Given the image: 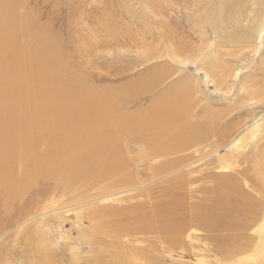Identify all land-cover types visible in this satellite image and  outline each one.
<instances>
[{
	"label": "rangeland",
	"instance_id": "1",
	"mask_svg": "<svg viewBox=\"0 0 264 264\" xmlns=\"http://www.w3.org/2000/svg\"><path fill=\"white\" fill-rule=\"evenodd\" d=\"M1 7L48 37L44 59L59 55L60 64L92 92L104 91L111 101L126 98L128 113L153 111L162 91L186 76L193 86L189 122L205 108L216 123L232 121L230 134L255 126L251 139L242 132L243 142H254L242 154V167L264 142V32L259 39L264 0H5ZM17 42L28 44L23 38ZM165 133L150 147L143 134L118 139L112 148L124 169L116 174L89 172L67 182L40 178L17 189L20 194L8 206L0 198V264H264V196L244 180L242 188L263 207L241 234L242 251L227 262L215 253L218 243L208 239L227 231L190 229L175 236L174 225L161 220L163 196L175 199L183 180L191 181L193 193L200 183L193 180L210 166L216 165L215 175L238 177L233 167L239 162L221 167L216 158L224 151L215 138L185 154L151 156L170 137ZM262 152L248 162L257 168L248 171L251 184L256 174L264 179ZM220 220H211V226ZM149 222L151 233L144 229ZM238 222L242 225V217Z\"/></svg>",
	"mask_w": 264,
	"mask_h": 264
},
{
	"label": "bare ground",
	"instance_id": "2",
	"mask_svg": "<svg viewBox=\"0 0 264 264\" xmlns=\"http://www.w3.org/2000/svg\"><path fill=\"white\" fill-rule=\"evenodd\" d=\"M4 2L0 0V198L3 205L8 206L10 200L20 194L17 189H27L40 178L43 182L53 178L67 182L71 175L83 177L89 172L105 177L116 174L124 169V164H121L119 151L112 147L123 137L130 139L143 134L145 139L149 138L146 144L150 147L156 139L166 135V131L170 137L166 141L164 139L159 148L151 150V156L155 157L178 155L192 145L215 138L214 145L224 151L216 158L217 163L227 168L233 167L235 160H239L238 165L233 167L238 177L215 175L213 170L216 165L210 166L198 179L193 180L200 182L193 193L188 189L191 181L186 177L184 185L177 188V194L173 195L175 199L163 196L161 211L164 210V214L161 220L174 225L175 236L187 234L190 229L210 231L216 227L219 232L227 231L225 237L216 240L208 238L220 246L218 248L221 250L215 253L222 261L234 258L242 251L244 237L241 234L254 224L262 209V202L242 188V180L264 196V179L256 174L258 178H254L256 182L251 184L248 175L250 169L257 170L248 162L262 157L263 141L256 144L251 155L254 157L247 161L246 167H242L245 161L242 154L249 148L248 145L254 143L252 140L249 144L243 142L242 132L251 139L255 126L249 125L243 131L241 128L230 134L232 121L216 123L212 110L205 108L196 114V120L191 118L189 122L186 118L193 108V86L186 76L162 91V96L152 105L153 111L139 115L128 113L125 109L129 100L126 98L111 101L104 91L92 92L89 85L81 83L80 78L60 64L59 55H54L52 60L44 59L48 37L36 31L30 21L23 22L14 18L11 12L4 11L1 7ZM261 27L259 39L264 32V25ZM22 38L28 44L20 47L17 41ZM88 91L93 94L85 95ZM110 155L113 157L108 160ZM17 163H23L21 173L15 172ZM181 175L179 177L183 179ZM11 190L15 192L10 194ZM240 217L242 225L238 222ZM213 219L221 220L216 226H211ZM151 223L144 226L149 233ZM234 223L240 224L241 228L235 229ZM227 225L234 230L220 229V226ZM165 231L169 232L168 229ZM232 246L239 248L233 249Z\"/></svg>",
	"mask_w": 264,
	"mask_h": 264
}]
</instances>
